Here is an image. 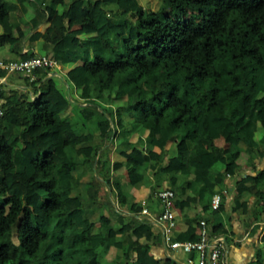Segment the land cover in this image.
Segmentation results:
<instances>
[{
    "label": "trees",
    "instance_id": "16d2710c",
    "mask_svg": "<svg viewBox=\"0 0 264 264\" xmlns=\"http://www.w3.org/2000/svg\"><path fill=\"white\" fill-rule=\"evenodd\" d=\"M154 1L157 10L145 9L140 0H0L5 61L33 56L22 52L23 38L14 35L23 25L33 31L30 42L41 41V55L63 70V79L34 72L30 84L41 87L33 101L0 89V160L6 161L0 172V239H8L0 244V264H158L150 252L155 235L149 224L118 214L112 227L101 224L115 229V237L104 238L86 217L103 202L111 205L101 195L105 185L121 193L108 177L122 165L109 168L105 150L92 161L95 175L84 187L81 176L72 174L77 146L95 137L101 141L96 151L113 146L117 136L128 145L135 134L144 139L145 151L118 154L127 161V190L141 183L143 171L153 179V193H175L174 210L201 208L176 240L198 241L203 219L210 236L226 238L225 207L212 210L211 198L227 193V178L241 169V153L264 158V0ZM77 18L93 28L80 45L69 27ZM62 82L68 93L60 89ZM71 88L88 98L78 104ZM27 145L30 159L23 154ZM36 173L51 184L33 187ZM260 184L264 169L234 185L238 197L253 198L250 210L249 201L238 199L232 211L251 213L254 232L264 222ZM72 190L83 195L68 210L64 197ZM255 264H264V235Z\"/></svg>",
    "mask_w": 264,
    "mask_h": 264
},
{
    "label": "crops",
    "instance_id": "0c3cea01",
    "mask_svg": "<svg viewBox=\"0 0 264 264\" xmlns=\"http://www.w3.org/2000/svg\"><path fill=\"white\" fill-rule=\"evenodd\" d=\"M85 6H89L88 2L83 1ZM100 3H95V7H99ZM70 32L74 35L73 43L75 45H80L81 39L93 32V28L88 25L82 24L81 18L75 19L73 23L69 25ZM45 26H42L39 30L44 31ZM33 33L28 27L20 26L14 29V35L18 38H23V53L32 52V54H41V41L30 42L29 36ZM0 58L6 60L9 56L6 44L8 42L7 38L3 36L0 29ZM44 55V54H42ZM18 58V57H17ZM61 74L50 73L49 77H57L63 79ZM31 82H27L19 74H8L5 77L0 78V89L6 93L16 92L19 99L31 100L33 101L38 97L40 91V84L37 86H32ZM61 86H65L69 92V86L61 83ZM71 98L78 101V104L84 102L88 97L78 94L76 91L71 93ZM9 104V103H8ZM11 104V103H10ZM264 104L261 103L260 106L264 109ZM14 119V118H13ZM144 138V137H143ZM142 138V139H143ZM144 140V139H143ZM143 140H139V137L135 134L132 137V145L123 144L120 136L114 139L113 146L111 143L102 147L101 150H105L107 157V166L110 168L115 163H121V168L112 171L108 177V182L110 185L115 183L120 186V197L117 191L111 193L108 185L102 188L101 195L105 196L111 202V205L106 203H101V205L93 211L88 212L86 217L95 223L94 231L101 230L103 232L104 238L115 237V229H110L107 231L101 227L102 223L108 226L115 225L117 215L120 214L127 219H135V223H146L149 224L154 232V239L150 243V252L158 264H189L190 258H196V254H186L184 257L179 256L176 250L170 249L168 244L165 242V229L164 223L158 220L161 214V207L158 199L156 198V192H152L153 179L147 173L141 172L143 174V179L141 183L132 188L131 190L126 189L127 178H126V163L127 161L120 160L118 154L122 151H134L138 153L140 151H145L148 149L147 145L144 144ZM101 141L95 137L93 141L82 143L77 146L78 161L77 167L72 174L80 175L81 187H84L89 183L92 177L95 175V165H92L93 160H97L99 152L95 150V147L100 146ZM31 146L27 145L23 151L26 158H31ZM171 152L169 155H173ZM151 160L156 162L157 153L155 150L150 151ZM6 161L0 160V172L3 170ZM237 164L240 166V171L236 176L232 178H227V193L222 198V204L225 207L226 214H222V221L224 223L225 229L227 230L225 243L226 252L220 264H255L257 250L261 245V238L264 235V222L261 224L260 228L255 232L253 228L255 224L253 223V216L251 213L249 215H241L238 212H233V204L236 200L249 201V210L252 208L253 198L247 193H243L238 197L234 191L235 180L247 175H255L259 171L264 169V158L263 159H251L249 155L241 153ZM51 181L49 178L43 177L40 173H36V181L33 187L49 186ZM176 194L180 193L183 183L179 181L177 183ZM264 184L259 185L263 187ZM22 189L19 185L16 186ZM114 190V188H113ZM115 191V190H114ZM83 194L78 190H72L70 194L66 195L64 199L67 202V209L71 210L80 204V199ZM146 208L148 215L142 213V210ZM210 214V213H209ZM206 215L208 219L211 218L210 215ZM174 215L176 219L175 228L168 234L171 239L176 240V238L187 229V219L194 218L201 215V208L199 206H194L191 209H175ZM204 216V215H203ZM205 217V216H204ZM206 222V219H203ZM118 239H123L121 235L117 236ZM183 253V252H182ZM102 261L104 262L105 256L101 254Z\"/></svg>",
    "mask_w": 264,
    "mask_h": 264
},
{
    "label": "built area",
    "instance_id": "2783aa9c",
    "mask_svg": "<svg viewBox=\"0 0 264 264\" xmlns=\"http://www.w3.org/2000/svg\"><path fill=\"white\" fill-rule=\"evenodd\" d=\"M38 69L47 70L48 72H55L61 67L47 55L33 54L28 59L17 58L12 61H5L0 58V72L5 75L19 74L23 78L33 82L36 80L35 71ZM4 115L3 109L0 106V121ZM229 177V176H227ZM226 191L216 193L210 201L212 210H217L221 204L222 196ZM161 207V214L158 220L165 224L166 236L165 242L170 249L180 251L186 254H196V258H190L189 264H220L226 252V243L223 235L210 236L208 226L204 220L199 223V240L192 241H178L171 239L168 234L175 228L176 219L174 215V198L175 193L172 190L166 189L156 193ZM142 213L148 215L146 208Z\"/></svg>",
    "mask_w": 264,
    "mask_h": 264
},
{
    "label": "rangeland",
    "instance_id": "374dc122",
    "mask_svg": "<svg viewBox=\"0 0 264 264\" xmlns=\"http://www.w3.org/2000/svg\"><path fill=\"white\" fill-rule=\"evenodd\" d=\"M140 3H141V5H143V7L145 8V9H147V10H157V8H158V6H159V2H157V1H154V0H140ZM105 46L107 45H109L110 46V44H111V42L110 41H106L105 43ZM43 53V52H42ZM61 74L60 72H55V74ZM246 79L248 80V81H250V78L249 77H246ZM60 89L61 90H63V91H66L67 93H68V90H67V88H65V86H61L60 85ZM72 90V93L74 92V89L73 88H71ZM104 103L105 104H109L107 101L105 102L104 101ZM264 106V105H263ZM129 121V120H128ZM104 150H101V151H98L99 153H102ZM119 157V156H118ZM98 158V157H97ZM8 241V239H7V237H4V238H2V239H0V244H2V243H5V242H7ZM177 254L179 255V256H182V257H184V253H182V252H177ZM103 263V262H102Z\"/></svg>",
    "mask_w": 264,
    "mask_h": 264
}]
</instances>
